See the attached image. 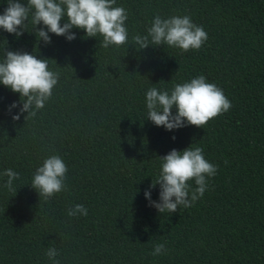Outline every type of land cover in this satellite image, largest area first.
<instances>
[{"label": "trees", "instance_id": "obj_1", "mask_svg": "<svg viewBox=\"0 0 264 264\" xmlns=\"http://www.w3.org/2000/svg\"><path fill=\"white\" fill-rule=\"evenodd\" d=\"M114 6L128 13V43L118 47L103 48L102 36L77 28L76 39L49 33L45 45L31 17L20 37L0 29V61L3 49L19 50L60 73L45 107L26 120L12 119L20 94L0 84V264H53L49 247L59 264H264V0ZM6 7L0 0V14ZM156 15H188L208 40L187 52L166 44L137 50L132 37L147 35ZM200 75L223 90L229 111L203 128L168 131L147 119L150 88L170 92ZM188 147H202L217 174L191 207L159 213L144 192L161 172L160 157ZM51 155L68 171L65 189L45 201L31 182ZM9 168L20 174L16 194L4 187ZM159 191L157 184L151 200L159 202ZM76 204L87 216H68ZM156 244L166 253L151 255Z\"/></svg>", "mask_w": 264, "mask_h": 264}, {"label": "clouds", "instance_id": "obj_2", "mask_svg": "<svg viewBox=\"0 0 264 264\" xmlns=\"http://www.w3.org/2000/svg\"><path fill=\"white\" fill-rule=\"evenodd\" d=\"M115 3L116 0H27L25 4L21 0H7V7L0 14V29L20 37L31 17L35 35L45 45L51 43L49 33L64 36L68 41L76 39L71 29L77 28L84 30L87 37L102 36L103 48L110 45L118 47L128 43V13L125 8L114 6ZM37 25L43 27L37 28ZM132 40L138 46L137 50L146 49L149 45L166 44L187 52L190 49L199 50L208 40V33L203 26L193 23L188 15H174L167 19L156 15L147 35H135ZM3 54L0 84L19 93L22 102L19 113L13 115L12 119L18 121L24 113H27L25 120L35 117L37 111L44 108L51 98L60 73L49 70L48 59H38L34 54L5 49ZM146 105L147 119L168 131L188 125L203 128L211 119L232 107L223 90L215 83L207 82L203 75L190 82L175 84L170 92L150 88L146 93ZM17 106L18 103L13 102L9 112ZM160 159L161 172L156 182H152L144 192L149 206L156 208L159 213H175L180 206L191 207L203 197L208 188V178L214 177L218 170L217 165L205 159L202 147H188L182 151L172 149ZM67 171L63 159L59 155H51L36 169L31 186L40 198L47 201L65 189ZM3 175L7 177L4 187L16 194L13 182L20 179V174L9 168ZM193 180L197 186L194 189L189 184ZM157 184L160 187L159 202L151 200V190ZM67 214L70 217L78 214L87 216L88 210L84 205L76 204L69 208ZM166 251L164 244H156L151 255H162ZM58 255L54 247H49L46 252L53 264H59L56 259Z\"/></svg>", "mask_w": 264, "mask_h": 264}]
</instances>
